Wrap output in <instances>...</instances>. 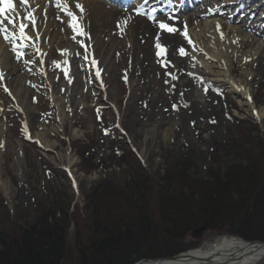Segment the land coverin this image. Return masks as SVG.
Instances as JSON below:
<instances>
[{
  "label": "rangeland",
  "instance_id": "rangeland-1",
  "mask_svg": "<svg viewBox=\"0 0 264 264\" xmlns=\"http://www.w3.org/2000/svg\"><path fill=\"white\" fill-rule=\"evenodd\" d=\"M196 1L214 13L220 9L216 14L218 18L235 19L236 25L256 29L264 25V0L258 3L251 0ZM176 3H180L179 0ZM249 3L257 9L256 17L250 18L253 15L250 13V17L241 22L236 16L243 5ZM103 8L109 10L105 4ZM77 14L83 34L73 29L71 17L61 11L51 17L47 14L46 19L61 24L58 33L69 42L65 46L69 51L68 66L58 69L54 65L59 58L58 41L49 45L48 38H40V42L36 41L38 46L33 44L35 49H30L31 46L15 49L16 64L21 67V72L18 68L12 72L17 79L13 77L12 83L6 82L7 73H2L0 78V192L22 225L34 219V197L39 187H43L46 174L43 170L47 163L67 172L68 179L54 181L56 190L60 194L67 192L82 203L84 197L79 195L80 189L89 190L110 176L122 177L129 173L135 178L139 168L131 158L119 153L123 148L133 151L150 176L175 168L177 164L186 167L189 177L203 180L209 179L213 171L224 173L235 165L248 164V151L255 139L262 133L264 138V69L255 78L254 72L250 75L249 88L256 101L253 110L250 105L243 106V100L224 85L218 90L223 100L221 107L202 116L201 109L190 102L198 93L195 88L180 94L176 101L160 100L159 96L165 94L160 93V89L167 86L169 72L180 63L176 60L158 74V42L138 35L137 58L144 62L142 67H147L148 73L132 78L130 71L138 61L132 46L124 44L128 27L117 26L119 22L115 21V29H107L104 35L94 32L92 11L83 8L81 12L78 8ZM173 15V18L179 17ZM185 18L186 15L178 23L180 36L184 35L185 27L181 22ZM203 20L197 18L193 25L199 32L202 27L199 23ZM86 23L93 36L88 34ZM263 46L264 37H257L253 50L260 54ZM144 47L152 51L150 58L144 56ZM191 52L192 49H188L185 60ZM206 61L201 59L204 65L211 62ZM232 66L235 77L241 80L242 68L235 57ZM243 120L245 126L240 122ZM24 133L36 143L28 142ZM88 142L95 153L94 164H104L89 172L81 170L85 160L77 150ZM223 237L217 231L206 232L199 247H209ZM257 264H264V258Z\"/></svg>",
  "mask_w": 264,
  "mask_h": 264
},
{
  "label": "trees",
  "instance_id": "trees-1",
  "mask_svg": "<svg viewBox=\"0 0 264 264\" xmlns=\"http://www.w3.org/2000/svg\"><path fill=\"white\" fill-rule=\"evenodd\" d=\"M262 136L248 151V164L213 171L203 180L177 164L150 176L133 151L123 148L119 153L139 168L135 178L110 176L80 189L83 203L56 190L54 181L68 179L67 172L47 163L32 222L22 225L0 192V264H134L199 247L202 241L191 232L202 225L222 237L264 240ZM77 150L85 160L81 170L104 166L94 164L89 142Z\"/></svg>",
  "mask_w": 264,
  "mask_h": 264
},
{
  "label": "bare ground",
  "instance_id": "bare-ground-1",
  "mask_svg": "<svg viewBox=\"0 0 264 264\" xmlns=\"http://www.w3.org/2000/svg\"><path fill=\"white\" fill-rule=\"evenodd\" d=\"M260 2L262 0H251V2ZM247 2V1H246ZM16 3H18L16 1ZM29 9L34 10L35 19L37 21L36 31H27L26 37L32 40L39 38H48V43L51 45L52 42L58 41L59 44V58L55 62V66L59 67L68 66L66 60H68V50L65 46L69 45V42L58 33L61 28V24L56 22L46 21L47 14L54 15V7L57 6L58 2L53 0H28ZM61 4L62 11L68 12L72 11L78 16L76 4L79 3L82 7L95 14L93 17L95 21L94 32L107 34V29H115L114 22L118 21L117 26H127L128 32L127 37H125L124 44H130L132 46L131 50L134 49L136 52L134 58L138 63L130 71L132 78L136 74H141V76L147 75V67H142L143 63L137 58V53L139 50L138 46V35L141 34L147 40H152L159 42L163 47L164 51L159 54V65L156 68V72L160 74L166 68H168L172 62L179 60V67L173 69L169 72V78L167 81V86L160 89L162 102L170 103L173 100L176 101L180 99L183 92L195 88L197 95L190 98L192 106L201 109V115H207L216 108H220L223 103L222 98L218 94V90L222 86H226L230 91L242 99L243 106H251L252 110L255 108V99L250 92V75L254 72L253 77L255 78L264 69V46L260 52L253 50V45L257 42V37H264V25L260 29L254 27H249L245 25H236L235 19H223L218 18L221 11L217 9L214 13L210 9L205 8L206 6L195 7L186 14L187 18L182 19L181 23L186 26L187 36L178 35V23L181 19L173 18L169 15L168 10L159 11L155 18H139L137 14L125 13L122 10L115 9L113 6H109L105 2L97 0H59ZM67 4V10L64 5ZM103 4L106 5L107 9L103 8ZM142 4V2H140ZM212 4V3H210ZM214 4V3H213ZM19 5V3H18ZM152 4H146L144 7L152 10ZM253 4L249 3L245 9L238 12L237 18L242 21H246L250 17V13L253 15L250 18L256 17L257 9L253 8ZM22 8L21 13H24L26 8L25 5H20ZM246 11V12H245ZM153 13V12H152ZM222 16H224L222 14ZM24 21L23 23L26 27H29L30 21L27 20V15H22ZM235 17V18H236ZM197 18L204 19V22L199 23L201 25L200 32L197 31V27H193ZM0 20H2L0 18ZM63 20H60L62 23ZM126 21V23H125ZM198 22V21H197ZM226 22V23H225ZM230 22H233L231 24ZM160 23H166L171 27L177 29L175 33H169L166 29L160 28ZM86 30L89 35L93 36V31H90L88 24L86 23ZM219 26V27H218ZM0 27H3L0 25ZM118 28V27H117ZM19 27H17V34ZM89 29V31H88ZM107 31V32H106ZM106 32V33H105ZM137 34V37H136ZM223 34V36L221 35ZM95 37V36H94ZM115 38H112V40ZM209 40L208 43L202 44L205 40ZM42 40V39H41ZM189 40L191 42H189ZM4 35H0V72L7 73L6 82L12 83L13 77L16 78L14 72L18 68L16 64L17 55L7 46H4ZM32 45V44H31ZM252 47V48H251ZM184 48V53H180V49ZM188 49H192L191 54L188 56L187 60L184 59V55L187 54ZM146 58H150L151 50L150 48L144 47ZM159 50V49H158ZM200 50V51H199ZM48 51V50H47ZM160 51V50H159ZM50 53V52H49ZM202 54V55H200ZM240 61L241 80L236 78V71L232 66L233 57ZM204 58L207 62L201 63V59ZM29 64H32L30 62ZM28 64V65H29ZM20 65V64H19ZM30 66V65H29ZM18 72H21V67L18 68ZM23 69V68H22ZM28 72L31 68L28 67ZM155 69V68H154ZM151 72V71H150ZM59 72L55 76H58ZM62 74V73H61ZM54 75L50 77L51 81ZM205 77V80H203ZM17 79V78H16ZM55 81V79H54ZM64 86V82L61 83ZM181 94V95H180ZM1 154V153H0ZM71 165V164H70ZM1 176V175H0ZM217 252H220L218 254ZM232 256V257H231ZM264 256V246L262 245H247L246 241L241 238H233L230 236L223 237L217 243L206 247H198L186 254L185 257L178 258L175 260L166 259L160 264H253L256 260ZM207 257H211L212 261L205 260ZM231 257V259H229ZM142 264H156L153 262H143Z\"/></svg>",
  "mask_w": 264,
  "mask_h": 264
},
{
  "label": "snow or ice",
  "instance_id": "snow-or-ice-1",
  "mask_svg": "<svg viewBox=\"0 0 264 264\" xmlns=\"http://www.w3.org/2000/svg\"><path fill=\"white\" fill-rule=\"evenodd\" d=\"M27 2H28V0H21V3L26 4ZM60 6H61V4L59 3V0H58L57 7H60ZM75 6H76V8H79L81 12L83 11V7L79 3H77ZM13 7H14V5L12 3V0H0V14L5 13L6 10L13 9ZM64 8L67 10L68 5L65 4ZM137 11L139 12V10H137ZM68 16L71 17L73 29H75V30L81 32V34H83V30L79 27L78 17L72 11H68ZM26 18L31 22V24L33 26L35 25L34 10L28 12ZM9 23H13V21L10 20ZM125 23H126V21H125ZM0 24H2V21H0ZM25 28H26V25L24 23H20L19 29H18L20 38H28V37H26ZM160 28L166 29L169 33L177 32V29H175L174 27L169 26L166 23H160ZM0 33H4V39L6 41L7 40H12L13 43H14L15 38H16V33L15 32L9 33L7 28L0 27ZM184 35L187 36L186 26H185ZM221 35L223 36V34H221ZM189 42H191V41L189 40ZM156 47H157V49L160 50L158 52V54H161L164 51L163 47L161 46V44L159 42L156 44ZM13 50H15V47H14ZM180 53L181 54L184 53V48L180 49ZM19 55H23V53H19ZM0 78H2V73H0Z\"/></svg>",
  "mask_w": 264,
  "mask_h": 264
},
{
  "label": "water",
  "instance_id": "water-1",
  "mask_svg": "<svg viewBox=\"0 0 264 264\" xmlns=\"http://www.w3.org/2000/svg\"><path fill=\"white\" fill-rule=\"evenodd\" d=\"M207 231L206 229V226L202 225L200 227H197L195 228L192 232H191V236L194 240H198V241H201L202 237L204 236L205 232ZM230 237H233V238H241L243 239L244 241H246L247 245H262L264 246V240H246L242 237H240L239 235L238 236H230ZM197 249V248H196ZM192 250H189V251H185L184 253H181V254H174V256H164L163 258H153V259H150V258H142V260H139L137 262H135L134 264H142L143 262H155L156 264H160L161 262H163L164 260L166 259H171V260H175V259H178V258H182V257H185L186 254H190ZM218 254L221 255L220 252H217ZM232 257V256H231ZM231 257H229V259H231ZM264 258V256H261L260 259L256 260L253 264H257L258 262H260V260H262ZM205 260H208V261H212V258L211 257H207ZM229 262H225V264H228Z\"/></svg>",
  "mask_w": 264,
  "mask_h": 264
}]
</instances>
